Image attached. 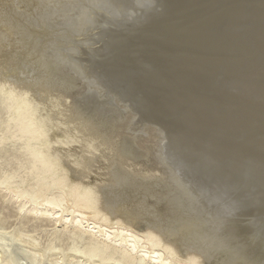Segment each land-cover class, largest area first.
<instances>
[{
    "label": "bare ground",
    "instance_id": "6f19581e",
    "mask_svg": "<svg viewBox=\"0 0 264 264\" xmlns=\"http://www.w3.org/2000/svg\"><path fill=\"white\" fill-rule=\"evenodd\" d=\"M152 2L9 0L10 6H6L0 0V95L8 114L0 134V152L5 142H20L26 159L25 165L21 162L17 169L0 170V264H264V223L261 226L256 221L262 230L259 235L258 228L254 231L250 226H256L255 222H239L240 210L246 209L239 190L243 186L228 181L232 175H217L216 160L209 157L211 152L227 153L228 143L235 142L232 151L243 152L241 159H245V152L256 150L263 153L264 159V0H238L240 5H251L243 19L250 16L263 24L255 32L248 31L255 28L251 23L242 29L249 33L239 43L242 48L238 56L246 65L239 63L237 67L245 72L227 84L226 94H219L218 100L210 96L207 87L217 79H208L203 70L196 72L201 81L189 85L191 92L180 95L181 89H169L173 93L169 101L182 96L187 104L184 120L205 129L202 132L195 128V140L199 137L197 142L204 143V147L214 142L203 149L205 152L201 148L194 152L191 163L186 160L184 146L173 143L172 136L169 139L163 129H157L145 116L148 110L143 112L136 100L118 91L111 84L114 79L109 83L106 73L101 68L97 71L100 66L88 57V52L96 50V38L89 37L91 32H100L108 20L116 26L126 21L132 24L133 19H141ZM225 15L211 20L210 27L224 24ZM204 16L200 23L212 15ZM180 29L184 31L185 27ZM229 29L231 32L225 36L220 35L221 31L217 33L220 37L209 32L205 37L192 35L190 40L206 47L211 38L219 40L223 53L226 47L222 44L229 40L233 43L230 36L240 30ZM249 42L260 50L252 51ZM177 44L172 43L170 50L180 49ZM187 47L190 50L191 45ZM182 53L197 55L192 51ZM253 54L257 56L253 58ZM172 56L165 57L167 67L174 60ZM210 67L222 75V71ZM67 98L70 104L66 105ZM48 101L62 109L41 115L40 107ZM211 107L214 111L208 117ZM60 126L65 130L57 131ZM225 131L230 135L224 136ZM235 132L240 136L235 137ZM73 144L80 145L78 153L71 149ZM251 159L254 167L260 166ZM101 162L105 172L102 178L92 180L93 169ZM213 163L215 170L210 169ZM9 207L14 208V215H4ZM11 217L15 224L9 223ZM17 225L20 227L15 228ZM250 227L246 236L239 231ZM39 233L48 237L45 246L38 249ZM6 242L15 244L11 245L13 249L8 250ZM63 242L71 243V249L60 250Z\"/></svg>",
    "mask_w": 264,
    "mask_h": 264
},
{
    "label": "rangeland",
    "instance_id": "374dc122",
    "mask_svg": "<svg viewBox=\"0 0 264 264\" xmlns=\"http://www.w3.org/2000/svg\"><path fill=\"white\" fill-rule=\"evenodd\" d=\"M224 1L225 0H153V2H152L153 4H151L152 6L147 8V11H144L145 13L143 12V14H142L143 16L141 15V19H139L140 16L135 18V19H133V21H132L133 23L132 24H131V21L130 22H127V21L124 22L123 21L124 22V23L122 22L123 25L121 24V22H119L121 24L120 26H116L114 21L110 22V20H108L107 22L105 21V23L103 22L105 25H103V27L100 29L101 30L100 32H98V31L94 32L93 31V32H91L92 35L90 34V36H89L91 39L96 38L95 45L93 47V48H96L95 52L94 53H89L88 52V57H90V59H92V62L94 61V64L100 66L98 69H97V67L96 68L94 67V69H97V71L100 70V72H101V69H102L103 73L104 74L106 73V76H108L106 78L107 81H110L111 78L114 79V81L111 80L112 83H111V81L109 83L114 85V87L116 89L119 88V89H117L118 91H120V90L123 91L122 93H124L126 96H129L133 101L136 100L135 103L138 102L136 104L137 105L140 104L139 106L142 108V110L143 109L148 110V111L143 110V112L145 111L144 113H146L145 116L147 117V119H150V122H152L153 125L154 124L157 125V126H155V127H157V129H159V130L163 129V131H165L164 133H167L168 137L172 136V138L169 137V139L170 138L172 140L174 139L173 143H177L181 147L184 146V150H185L184 154L185 155L187 154L186 156L188 157L187 158L185 156L186 160L188 162H190V163H191L190 158H192L193 156L196 155V153H194V152H196L199 148H201V150H203L204 148L207 149L208 148L207 145L210 148L209 144H212L214 142L213 141H209L207 144L205 143V147H204V146H202V145H204V143L200 144V142H197V139H200L199 137H197V139L195 140L196 135L198 134V133L196 134V129L201 128L202 132H204L205 129H203L202 126L201 127L200 126L196 127L194 125V122H187V121L184 120L185 114H186L187 109H188L187 106H186L187 104L183 100V98H181L182 96L177 98L175 101H169V97L173 94V93L170 92L171 90H169V89L172 88V87H177L176 89H179V91L181 89L180 92L178 91L180 95L185 94L186 91L187 92H189V91L191 92L192 89H190L189 85L192 84L193 81H195V83L201 81L200 80L201 78H199L196 75V72H199V71L203 70V72L201 71V73H205L207 77L209 76L208 79H210V78L211 79H217V80H214L212 82V84L207 87V90L210 91V96L211 97H213V98L215 97V99L217 98L216 100H218L217 96L219 94L223 93L222 96L224 94H226V90L228 89L229 83L236 81V80L234 81V79H233L234 76L240 74L241 72H243L242 74H244V72H245L243 69L241 71V69L239 67H237L239 63L240 64L244 63L243 61H240L241 58H240V56H238V54H239L238 53V49L242 48V46H240L239 43L243 41L244 36L246 35V32L249 33L250 31H254V29L258 28L260 26V24L262 23L261 20L260 21H256L257 22L256 23L255 21H253V19L250 18V16H248L247 18L243 19L244 18L243 15H244V13H246L245 10L247 9V7L251 6L250 4H247L248 6L240 5V4H238V0H229L231 2H229V1L228 2H224ZM250 1L255 2L257 0H250ZM2 2H3V4H6V6H10L8 4L9 0H4V1L2 0ZM239 3H242V2H239ZM228 5H230V6H228ZM23 9L24 8H20L21 11ZM218 9H219V11H218ZM222 9H223V11H221ZM225 9H227V10H225ZM248 10L249 9H247V11ZM146 12H149L147 14L150 15L151 17L148 16L146 14ZM230 12H232V14H230ZM239 12L241 14H239ZM225 13H226V15H225L224 20H223V22L225 21L224 24L222 23L217 28H214V29L212 28L213 25H212V27H210L211 20L212 21L213 20H217V19H219L220 15L225 14ZM144 14H145V16H144ZM165 14H166V17H165ZM204 15H206V16H211L212 15V16L210 18L207 17L209 19H205L203 22L200 23V21L203 19ZM237 15L239 17H237ZM147 16L149 17V19H147L148 18ZM143 17H146V18H143ZM197 17H198V19H197ZM204 18H205V16H204ZM137 19L141 20V21H137ZM151 19H153V20H151ZM134 20H136L138 23L136 21H134ZM146 20L147 21L149 20L150 24H149V22H146ZM226 21H229V22H226ZM246 21H248V22H246ZM108 22H110V24ZM145 22L147 23L148 26L146 25ZM111 23H113V24H111ZM140 23H142V24H140ZM204 23H205V25H204ZM250 23L255 28H253L252 30H248L249 32L247 30H242L245 27H247L248 24L251 25ZM144 24L146 26H144ZM135 26H137V27H135ZM138 26L141 27V28L138 29ZM142 26H144V27H142ZM183 26L185 27L184 31H182V29H180L181 27L184 28ZM205 26H207V27H205ZM208 27L212 28L211 29L212 31L211 30L207 31ZM175 28L176 29L179 28L177 30V33H176ZM229 28H233V29H239L240 28V30H237V32H235V34L232 33V35L230 36V38L234 39L233 43H232L231 40H229V43H223L222 44L223 47H226V51L230 52L228 54L226 53V51L223 52V53H222V51H220V50H222V47L218 45L219 42H220L219 40H218V42H214L216 39L211 38L210 41L207 43V47H206V45L204 43H194V42H192L190 40L191 37H193V36L197 37L196 35L205 37L209 32L210 33L212 32V34H215L218 37H220L219 34H217V33H220V31H221L220 35L225 36L229 32H231L230 30H232V29H229ZM179 31H181V33ZM97 32H98V34H96ZM188 32H189V35H188ZM168 33H171V34H168ZM240 33L242 34V36H241ZM164 34H166V35L164 36ZM167 34L170 37L167 36ZM185 34H187L186 37H183L182 35L185 36ZM177 35L180 36V37L177 38L176 37ZM174 36H175V38H174ZM187 36H190V37L187 38ZM162 37L163 38L166 37L167 41L163 40ZM90 38H89V40H90ZM161 38H162V40H161ZM169 38H172V40L170 39V42H169ZM181 38H183V39H181ZM98 40H100V41H98ZM173 40H175V42ZM171 41H172V43L175 46L178 43L177 46L180 45V49L170 50V48L174 46V45H172ZM166 42H169V43H166ZM189 43H191V44H189ZM210 43H211V45H210ZM189 45H191L190 50H189V47H187ZM248 45H251V46H249V48L252 51L258 52L260 50L259 49L260 47L255 46L253 44H250V42H249V44H247V46ZM184 46H186V47H184ZM201 48H202V50H200ZM215 48H217V49H215ZM227 49H231V50L229 51ZM185 51H190V53L192 51V53H194V54L196 53L197 55H195L194 57H193V55L192 56L190 55L191 57L190 56L188 57V56L183 55L182 52H185ZM166 52H168V53L166 54ZM235 52H237V53H235ZM213 53H214V55H213ZM168 54L170 56H172L173 59L175 60V61L173 60L170 63V64L173 63L174 65L173 64L172 65H170V64L168 65L167 64L168 67H170V68H168L165 65L166 64V61H165L166 58L165 57ZM205 55H207V59H206ZM201 56H204V57H201ZM226 56H227V58H225ZM255 56H257V54H253V58H255ZM230 59H231L232 62H227L228 60L230 61ZM207 60H209V61H207ZM196 61H197V63H196ZM201 62L203 64H201ZM190 63L195 65L194 69H192L193 67L189 65ZM206 63H208V65ZM139 64H141V66ZM244 64L246 65V63H244ZM210 66H212V67H214L216 69H219V71H222L221 72L222 75L219 76L218 75L219 74L218 71L212 70V68ZM140 72L142 73V75H141ZM224 72H225V74H224ZM232 73H235V74H232ZM186 76H187V78H186ZM230 77H231V79H230ZM120 78H121L122 82H121ZM126 79H128V80H126ZM164 79H165V81H164ZM167 79H169V80H167ZM155 80H156V82H155ZM173 80H175V81H173ZM184 80H186V82ZM118 83H121V84H118ZM124 83H125V85H124ZM180 84H181V86H180ZM122 85H124V86H122ZM174 85H176V86H174ZM185 86H186V88H185ZM146 93H147V95H146ZM138 98H140V99H138ZM151 98H153V99H151ZM2 101H3V97L0 95V102L3 103ZM140 101H142V102H140ZM1 103H0V134L2 133V130H4V124H5L4 122H6L7 119H8L7 118L8 114H7V112H5L6 110L4 108L5 104L4 103L1 104ZM64 104H66V105L70 104V99L68 100V98H67V101L64 102ZM40 108H41V115L45 116V115L52 114V113L56 114L55 112H57L58 109H62V106L60 108L52 106V104H50V102L48 101L47 103L44 104V106L42 105ZM211 111H214L213 107H211L208 110V112H209L208 117H209ZM147 113H148V115H147ZM177 113H179V115ZM177 115H178V117H177ZM161 121H163V123ZM160 126H162V127L160 128ZM181 127H183V128H181ZM59 128H58L57 131L65 130L64 126H60ZM236 133L237 132H235V137H239L240 134L237 133L238 136H236ZM175 134H178V135H175ZM223 134H224V136L228 135V134L230 135V132L225 131V132H223ZM173 135H175V136H173ZM176 136H178V137H176ZM176 139L178 140L177 142L175 141ZM183 139H184V141H183ZM180 141H181V143H180ZM183 142H186L187 144L183 143ZM189 142H191V143H189ZM238 142H236V144L239 145L238 147H240L241 146L240 145L241 141H238ZM12 143L10 141L9 142L7 141V142H5V145L3 144V146H2V150L0 152V157H1L0 158V170H2V173L5 172V171H9L10 169L14 170L15 167L17 169L19 167V165L21 164V162H22V164L26 163V159L23 157L22 150L20 149L21 143L20 142H15V144H14V142H12ZM231 143H232V146H231ZM231 143H228L229 145L227 146V148H229V147L230 148H229V151H227V153H221V152L217 153L216 152V153L213 154V152H211L210 154L212 156H209L210 154L208 155L209 157H211V160H213V161L216 160L214 162H215V164L217 166H219V168H218L213 163L214 165L210 169L215 170L217 168L215 171L219 170V171H217L218 174L216 173L219 176L222 175V174L223 175L227 174L228 176L232 175V177L228 178V181H231L233 183H239L241 186L244 187V188L240 187L239 190L241 191V193L243 192L241 196L243 197L242 200L245 199L244 203H245V208L246 209L242 208L240 210V213H239L240 216H238L237 219L241 220L239 222H242V221L245 222V223H247V221L248 222H251V221L255 222L256 226L252 225V224L250 226H252V229L254 231H257V228H258V225H259L258 223H261L260 224L261 226L264 223V164H262L264 162V159L262 158V154L263 153L260 152L259 150L245 152V155H244L245 159H241V156L243 155L242 154L243 152H241V151H236V152L232 151L233 144L235 142H231ZM191 144H193V145H191ZM70 146H71V149L73 151H76L77 153L80 151V148H79L80 145L73 144V145H70ZM3 147H4V149H3ZM186 148H187V150H186ZM253 149H256V148H253ZM231 152H232L233 156H236L235 158L230 157ZM228 153H229V155H228ZM232 154H231V156H232ZM14 157H17V158L19 157L21 159L16 161L14 159ZM250 158H253V159H251L252 161L255 160L258 163L260 162V164H259L260 166L254 167L251 164V161H249ZM256 158H258V159L256 160ZM218 162H219V165H218ZM234 162H236V163L240 162V163L238 165H236V163H234ZM242 162H243V164H242ZM247 162H249V163H247ZM231 163H232L233 166L231 165ZM226 164L230 165L231 167L226 165ZM103 165H104V162H101V163H98V164L95 165V168L93 169V173L91 174V177H92L91 179L92 180H98V179L102 178V177H100V175H102L105 172L103 170V167H104ZM214 166L216 168H214ZM208 167L209 166L207 165V168ZM225 167H227V168H225ZM247 167H248V169H246ZM243 169H245V170H243ZM226 170H228L229 172H227ZM231 172H233L235 175H233V173H231ZM248 172H250V174ZM251 176H253V177H251ZM235 177H237V178L235 179ZM245 185H246L247 188L245 187ZM260 187L262 188V190H261ZM259 188H260V190H259ZM260 191L261 192L263 191V192L261 193ZM261 196H263V197H261ZM246 205H247V207H246ZM7 210H4V215L7 214V213H10L9 214L10 216L14 215V212H13L14 208L11 209V207H9ZM11 218L9 219V223L14 222V224H15L16 222L13 220L14 218L13 217H11ZM261 219H263L262 220L263 222L261 221ZM256 221L257 222L260 221V222L257 223ZM238 224H241V223H238ZM253 226L256 228V230L253 228ZM19 227L20 226L17 225L15 228H19ZM235 228L238 229L239 227H236V225H235ZM263 228L264 227H262L263 234H264V229ZM252 229L250 227V229H248V230L244 229L245 230L244 231L241 228L239 231L242 232V233L245 232L243 234L246 236L248 234V232L250 233V230H252ZM262 230H259V228H258L257 232H259V233L261 232L260 234L258 233L259 235L262 234ZM36 237L39 238V242L41 243V245L38 247V249L41 248L42 246H45V244H46L45 242H47L46 240H47L48 236L45 233H41V234L39 233V234H37ZM6 243H8V242H6ZM11 245L14 246L15 244L9 242L8 243V247H10V248L7 247L8 250L13 249L11 247ZM16 246H23V245L22 244L19 245V243H17ZM26 246L27 245H24L25 248H26ZM60 246H61L60 250H70L71 247H72V244L69 243V242H63V243H60ZM46 258H48V254L44 257V259H46ZM3 264H5V263H3Z\"/></svg>",
    "mask_w": 264,
    "mask_h": 264
}]
</instances>
